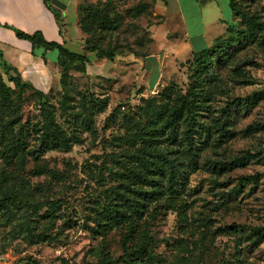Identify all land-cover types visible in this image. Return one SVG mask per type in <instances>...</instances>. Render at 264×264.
Segmentation results:
<instances>
[{
    "label": "rangeland",
    "instance_id": "1",
    "mask_svg": "<svg viewBox=\"0 0 264 264\" xmlns=\"http://www.w3.org/2000/svg\"><path fill=\"white\" fill-rule=\"evenodd\" d=\"M142 1L109 0L114 26L92 34L104 55L90 51L84 70L74 65L46 94L19 92L16 73L0 64V194L14 193L10 211L0 212V264H123L137 256L144 264H264V130L245 131L264 123V0H235L240 15L208 48L204 67L193 53L207 47L199 30L182 36V24L170 14L163 21L155 0L136 14ZM242 16L256 22L253 37ZM42 104L68 146L41 143ZM174 107L183 111L179 141L187 125L194 129V170L185 145L149 129L158 110ZM19 135L25 148L10 144ZM154 152L184 162L177 194H152L150 176L160 179ZM244 155L247 163L230 167ZM114 203L139 212L112 225Z\"/></svg>",
    "mask_w": 264,
    "mask_h": 264
},
{
    "label": "trees",
    "instance_id": "2",
    "mask_svg": "<svg viewBox=\"0 0 264 264\" xmlns=\"http://www.w3.org/2000/svg\"><path fill=\"white\" fill-rule=\"evenodd\" d=\"M46 6L56 15L58 16L57 11L50 5L48 0H43ZM109 0L104 1H98L96 3H89L84 2L79 7V23L81 30L86 34L85 38V49L90 52H94L98 56H103L104 51L101 48H98L96 45L92 44L94 39H92V34H94L96 31H108L113 28V20L109 16L108 11V3ZM114 2V0H112ZM141 6L135 7L133 10L136 14L145 13L148 7V3L142 1ZM229 6L233 14V18L235 15H240V11L235 6V0H229ZM243 17V16H242ZM247 23V31L249 32V36L253 37L255 35V32L257 30V24L250 16H244L243 17ZM229 27V24L227 25L225 32L223 35L217 37L215 41L221 40L225 38V34L227 33V29ZM16 35L19 38L26 39L31 43V52L36 55V49H42L44 51L48 50H56L58 53L57 58V65L59 67V79L57 82V85L64 84L65 78L69 77V70L73 69L74 65L81 64L82 69H85L86 63L89 59V55L87 53H78L69 50L65 46L61 45L60 43H57L55 41H47L44 39L42 33L40 31H35L33 33H25L20 30L15 31ZM213 44V43H212ZM211 46V45H210ZM205 47L200 50L193 51L194 54L199 53L200 56H198L199 65L201 67H204L205 64V57L208 55V48ZM219 47L221 45H218ZM41 57L45 60V56L42 53ZM105 57L107 59H113L114 55L112 53L105 54ZM2 66H7L11 68L15 73L16 77L13 79L15 81L14 83L19 87V92H24L26 89H36L40 92V94H46V92H42L39 89L35 88L30 82L23 80L20 73L9 65L8 63L2 61L0 63ZM56 86V84L54 85ZM52 88V87H51ZM51 90V89H50ZM49 90V91H50ZM48 92V91H47ZM41 113L45 117V121L43 124L42 131L40 132V141L45 146V148H56V147H66L69 144V138L64 132V130L61 128V126L55 121L53 118V112L46 104H42L40 106ZM183 111L179 107L174 108H166L165 110L161 109L158 110L154 115V120L152 122V126L149 127L151 132H153V135L160 134L164 136L166 141L169 142V144H177L180 142L184 146L185 151V158L187 160V166L190 167L192 170L196 168V160L195 156L196 153L194 152V141L193 136L191 135V131H193L192 125H187L185 129L182 131V135L180 137L179 141V126H180V119ZM156 130V131H155ZM259 130H264V123H255L247 126L245 128V131L250 132H256ZM16 139V138H15ZM13 139L10 141V144L15 146L17 149L25 148V143L20 142L21 137L20 135L15 140ZM152 159H150V166L154 167V170L159 175L160 179H153L152 176H150V181L153 182V187H155L156 191H153V193L163 194V191L168 192L169 194H177L180 190V188L184 185L185 179H186V169H182L180 165H183V161H179L178 159L167 156V155H161L158 153H153L151 156ZM248 157L247 156H241L231 161L230 167L233 166H241L247 163ZM264 162V157L262 158ZM148 161V160H146ZM146 168L150 171L151 168L145 164ZM154 175V174H153ZM162 178H165V188H162ZM248 179H254L255 182H257V178L254 176L247 177ZM14 193L12 192H5L0 194V212H8L10 211V207L12 206L14 202ZM134 208V211H133ZM127 204L124 205L122 203H119L117 205L114 203L111 208L108 211V220L112 225L120 224L126 219L130 212H139V208L137 205ZM54 210V209H53ZM49 210L46 218H50L51 216H54V211ZM40 238V237H38ZM47 240V237H43L39 239L38 241H45ZM144 246L140 247L139 249H136V252L140 254V252L144 251ZM139 256L135 257V259L130 258L129 262L124 259L123 264H144L143 262H137L139 260ZM132 260H136V262H132Z\"/></svg>",
    "mask_w": 264,
    "mask_h": 264
},
{
    "label": "crops",
    "instance_id": "3",
    "mask_svg": "<svg viewBox=\"0 0 264 264\" xmlns=\"http://www.w3.org/2000/svg\"><path fill=\"white\" fill-rule=\"evenodd\" d=\"M48 1L58 16L43 0H0V63L4 61L14 67L23 80L42 92L49 91L58 82V53L56 50L36 49L34 55L31 52V43L19 38L15 31L29 34L40 31L47 41H55L71 51L90 55L85 49L86 34L81 30L79 23V7L84 2L96 3L104 0ZM155 1L160 14L163 15V21L168 14L172 15L171 21L182 24L184 37L189 36L190 28L199 30L195 36L201 38L202 45L207 47L224 34L227 25L233 20L231 9V17L227 19L229 0ZM42 53L45 60L41 57Z\"/></svg>",
    "mask_w": 264,
    "mask_h": 264
}]
</instances>
